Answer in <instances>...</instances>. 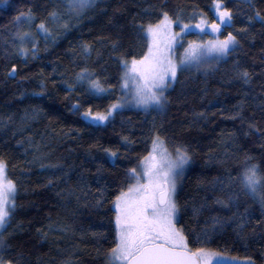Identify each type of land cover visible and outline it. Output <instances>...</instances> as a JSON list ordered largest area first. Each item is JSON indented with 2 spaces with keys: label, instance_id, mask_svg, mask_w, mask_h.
Listing matches in <instances>:
<instances>
[{
  "label": "trees",
  "instance_id": "16d2710c",
  "mask_svg": "<svg viewBox=\"0 0 264 264\" xmlns=\"http://www.w3.org/2000/svg\"><path fill=\"white\" fill-rule=\"evenodd\" d=\"M56 2L0 0V158L7 161L8 178L17 185V207L3 230L5 258L19 264H106L105 254L115 246L111 202L125 171L150 151L155 126L172 152L175 145H183L192 156L175 196L177 226L184 229L189 246L238 261L232 264H264V206L242 193L236 207L215 203L217 197L225 198L219 181H227L230 174L235 178L245 154L264 169V116L257 108L264 101V28L259 23L248 26L251 9L246 0H223L233 21L221 33L193 29L185 36L201 42L232 32L239 40L234 52L207 66L181 69L165 93L169 103L163 112L126 107L98 126L86 125L71 104L79 99L81 112L89 103L104 111L117 101L123 71L119 58L131 60L147 50L135 37L133 18L136 25L155 23L163 7L182 15L185 23L195 22L200 13L211 23L216 20L213 0H97L79 17L69 18L70 27L58 31L55 42L46 44L37 37L40 51L35 59L28 58L27 67L19 56L5 60L6 40L7 51L14 52L13 18L31 7L44 19ZM254 3L264 14V2ZM150 7L154 11L145 14L143 9ZM193 13L195 18L189 19ZM245 27L247 33L238 31ZM117 40L120 47L114 51ZM85 44L92 49L87 57L81 54ZM237 62L251 73L250 84L236 79ZM13 63L23 71L14 80L6 79ZM83 68L106 78L109 93L90 98L79 85L70 93L68 84L75 83ZM42 91L44 95H34ZM242 102L245 122L231 118ZM254 112L260 133L248 129ZM105 149L116 151L117 157ZM235 213L240 215L214 226L213 217L223 221Z\"/></svg>",
  "mask_w": 264,
  "mask_h": 264
},
{
  "label": "snow or ice",
  "instance_id": "6c2138e0",
  "mask_svg": "<svg viewBox=\"0 0 264 264\" xmlns=\"http://www.w3.org/2000/svg\"><path fill=\"white\" fill-rule=\"evenodd\" d=\"M92 3L93 0H57L52 5V10L47 11L44 19H39L31 7L20 11L12 21L15 27L11 35L14 52L7 51L8 41L6 40L4 59L11 60L13 56H19L22 58L20 63L27 67L28 58L31 56L35 59L40 51V40L37 37L43 39L46 44L49 41L55 42L57 32L70 27L69 18L79 17ZM246 3L251 9L246 16L248 26L254 27L256 23H259L264 28V14L256 7L254 0H246ZM213 8L216 20L211 23L204 13L199 14L198 22L185 23L182 15L170 14L163 7L159 9L155 23L136 25L133 18L135 37L144 42L147 50L138 58L135 56L131 60L124 56L119 58L123 70L118 83L121 98L116 103L110 104L104 111L94 108L89 103L82 112L80 111L82 104L77 99L76 103L71 104L74 114H79L86 125L98 126L110 122L126 107L143 109L145 112L150 109L163 112L169 103L165 93L176 83L177 74L182 68L199 67L211 61L218 62L234 52L239 45L237 36L228 32L224 39L216 35L214 39L207 42L188 41L182 56L179 59L175 58L176 48L183 47L184 36L193 29L205 33L206 29L210 28L213 34H219L222 26H232L233 12L225 6L223 0H213ZM143 11L148 14L154 9L150 7ZM195 16L196 13H193L189 19H194ZM38 19L39 22H37ZM176 28H179V31H176ZM238 31L247 33L248 27ZM119 47V40L112 44L114 51H117ZM91 51L89 45H81L82 55L90 56ZM22 71L23 68L13 63L5 72V77L14 80ZM236 79L243 84H250L252 79L251 73L239 67V62L236 66ZM105 84H107L106 78L101 80L96 73L83 68L76 74L75 83L68 84V91L70 93L77 91V85H79L90 98H100L110 91ZM41 88H45L43 81H41ZM34 95H44V92L34 93ZM245 95L247 96V93ZM237 107L238 111L231 118H238L241 122H245L243 102ZM257 108L264 116V101L258 104ZM255 115L254 112L248 118V129L249 132L254 130L260 133ZM153 130L155 135L150 138V151L143 156L136 167L125 171L124 179L120 181L122 186L118 187V194L111 202L115 210V246L105 254L106 264H226L221 253L206 247L191 248L184 229L177 227L180 219L175 200L176 178L182 175L192 156L188 148L183 145H175L173 153H170L166 147V141L161 138L160 132L155 130V126ZM123 139L128 144L133 143L128 137ZM105 151L110 157H117L116 151L109 149ZM7 168V161L0 158V264H19V260L6 259L3 255L7 251L3 230H6V225L17 207V185L8 178ZM52 183L49 181L50 185ZM224 184H227V189ZM216 185L217 181L214 180L213 186ZM219 185L225 198L217 197L215 203L223 208L238 206L240 193L264 206V169L254 163L253 157L247 154L235 178L230 174L228 180H220ZM233 185L239 188V192L235 191ZM57 195L59 196L60 193L58 192ZM239 215L235 213L233 217L225 218L223 221L221 218L213 217L214 226L215 224L223 226V223ZM238 226L244 227L242 224ZM195 239L199 242L201 237L197 236Z\"/></svg>",
  "mask_w": 264,
  "mask_h": 264
},
{
  "label": "rangeland",
  "instance_id": "374dc122",
  "mask_svg": "<svg viewBox=\"0 0 264 264\" xmlns=\"http://www.w3.org/2000/svg\"><path fill=\"white\" fill-rule=\"evenodd\" d=\"M97 0H93V3L91 4V5H93V4H95V2H96ZM200 19V17L199 18H197L196 20H194L195 22H192V23H196V22H198V20ZM176 30V29H175ZM206 31H211V29L209 28V29H206ZM186 36V35H185ZM184 36V39H183V47H177L176 48V51H175V54H174V56H175V58L176 59H179L181 56H182V53H183V50H184V47H187V44H188V41L189 40H186V37ZM215 37H211L210 39H205L204 41H201V42H207L208 40H211V39H214ZM207 64L208 63H204V64H201L200 66H202V65H205V66H207ZM192 67H196V66H192ZM192 67H190V68H192ZM182 69H185V68H182ZM122 75H123V71H122ZM121 98V91H120V95H119V98L117 99V101L119 100ZM116 101V102H117ZM115 102V103H116ZM132 108H134V107H132ZM167 147V146H166ZM167 149H168V151L170 152V153H173L168 147H167ZM183 173H184V171H183ZM183 173H182V175H183ZM182 175H180V176H178L177 178H176V192H177V190H178V186H179V183H180V179H181V177H182ZM176 196V195H175ZM178 227V226H177ZM224 259H225V261H226V264H232V263H230V262H234V263H237L238 261H236V259H231V258H227V257H224ZM238 264H241V263H238Z\"/></svg>",
  "mask_w": 264,
  "mask_h": 264
}]
</instances>
